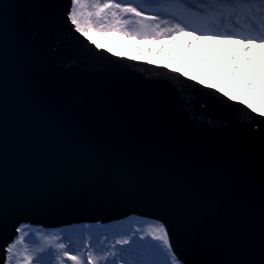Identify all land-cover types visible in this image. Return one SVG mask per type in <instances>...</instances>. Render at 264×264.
Here are the masks:
<instances>
[{
    "label": "water",
    "instance_id": "1",
    "mask_svg": "<svg viewBox=\"0 0 264 264\" xmlns=\"http://www.w3.org/2000/svg\"><path fill=\"white\" fill-rule=\"evenodd\" d=\"M71 0H0V264L23 224L141 217L181 264H264V116L97 47Z\"/></svg>",
    "mask_w": 264,
    "mask_h": 264
},
{
    "label": "snow or ice",
    "instance_id": "2",
    "mask_svg": "<svg viewBox=\"0 0 264 264\" xmlns=\"http://www.w3.org/2000/svg\"><path fill=\"white\" fill-rule=\"evenodd\" d=\"M156 11L167 14L168 19L162 20L157 14L145 16L136 6L119 3L116 0H103V2L92 0L91 3L87 0H71L68 20L75 31L92 44H96L94 34L122 32L126 36L141 39H175L179 34H186L195 39L207 37L218 42L234 41L237 46H243L242 50L246 53H251L253 47L264 46V3L249 2V0H239L238 3H231L228 0H200L199 3L194 4L189 0H164ZM125 16L131 18L126 19ZM158 22L171 27L161 28ZM232 58L235 59V56ZM243 63L248 64L249 60L246 59ZM236 70L239 71L238 64ZM244 73L248 74L249 69L245 68ZM247 107L251 112H256L251 105ZM259 115L264 116V111ZM18 231L23 230L18 229ZM134 237H136L135 232L120 235V238L111 245V249H101L99 256L93 251H88L85 257L83 254H72L66 250L67 245L64 243H56L54 239L40 235L39 239L44 243L37 248V252L44 253L46 251L44 245H54L58 250L55 264H67L68 261L71 264H100L101 260L106 264H117L116 246L127 245L129 249L135 248L134 257L128 261V264H164L155 259L161 252L166 256L170 255L169 237L163 226L145 232L144 236H139L138 239ZM23 239L21 237L16 243L7 247L6 264H13V258L17 255V245L23 243ZM152 241H158L159 244H154ZM103 243L104 241H100V244ZM16 264H21V261L16 260ZM23 264H34L32 255H26ZM120 264H124V261L120 260ZM166 264H169L168 260ZM170 264H176L175 258H172Z\"/></svg>",
    "mask_w": 264,
    "mask_h": 264
},
{
    "label": "rangeland",
    "instance_id": "3",
    "mask_svg": "<svg viewBox=\"0 0 264 264\" xmlns=\"http://www.w3.org/2000/svg\"><path fill=\"white\" fill-rule=\"evenodd\" d=\"M141 1V2H140ZM87 2L91 3L92 0H87ZM103 2V0H101ZM119 2V0H116ZM149 0H127V3L124 4H132L136 6L138 9L142 10L145 16L153 15L154 13H150L149 11H144L139 6L140 5H147ZM121 3V2H119ZM123 3V2H122ZM159 15V14H157ZM124 18H131L129 16H125ZM162 20L168 19L164 15L161 16ZM160 23L161 28L164 27H171V25H165L162 22ZM131 30V29H129ZM123 35L128 40H133L135 42H140L142 45H146L145 49H142L139 52L141 55L146 56V59H150V52L151 50H156L155 47L157 43L165 38L155 40V39H141L138 37H129L124 35L122 32H104L94 34V39L96 40L95 45H102V37L109 36L112 39H119L120 35ZM215 41V40H214ZM231 44L227 45L228 47L225 48L224 52H221L218 56V64L216 68H214L212 75L205 79V83L207 85H211L213 87H217L223 93H227L229 97L233 99H238L239 101H243L248 105H251L258 111H264V57L259 56L257 53L258 50H255L256 47H253L251 53L244 52L243 46H237L234 41H230ZM126 55L128 54L131 56L132 52L129 48L123 51ZM140 55V56H141ZM241 55H244L242 57ZM182 60L183 56L180 55ZM235 56V59L232 57ZM213 58V56L211 57ZM249 60L248 64L243 63L244 60ZM211 60V59H210ZM210 60L206 61V64L203 66L204 70H207V65L210 64ZM239 65V71L236 70V65ZM168 66L172 69L181 70L183 66L181 63H177V61H172L168 63ZM248 68L249 73L245 74L244 69ZM242 74V76H240ZM255 86V87H253ZM134 221V222H132ZM124 225L123 228L119 229L118 226L121 227ZM134 227V229L129 227ZM157 222L148 221L143 218H138L134 216H130V219H125L120 221L119 223H112L111 225H99V224H83L82 226H69L67 228L62 227V229H53V230H45L40 227L24 225L21 226L19 229L23 231L19 232V236L15 238V241L10 244V246L16 243L21 237H23V243L17 245L16 253L17 255L13 258V264H16V260H20L21 264H23V258L26 255H32L34 264H55L56 256L58 254V250L54 247V245H44L46 251L44 253L37 252V248L43 245V241L39 239L40 235L45 236L49 239H54L56 243H64L67 245L68 251L72 254H83L85 257L88 251H93L94 254L99 256L101 254V249H111V245L114 243L116 239L120 238V235L131 234V232L136 233L135 239H138L139 236H144V233L150 231L153 228L160 227ZM77 239V243L75 242ZM147 239H151L150 237H146ZM86 242L87 247L84 249L83 242ZM100 241H104L103 244H100ZM154 244H159L158 241H152ZM27 246V251H25V247ZM82 250H85L84 252ZM117 256L115 257L117 264L120 258H130L133 259L135 254V248L129 249V246L125 245L123 247L117 245L116 249ZM106 254V252H105ZM62 256V254H60ZM38 258V259H37ZM126 258V259H127ZM175 258L170 255L166 256L161 252L160 255L156 256L155 259L164 262L169 261V264ZM66 260V258H64ZM109 259H112L109 257ZM7 260V259H6ZM176 264H181L177 262L175 259ZM7 262V261H6ZM128 262V261H127ZM6 264V263H5ZM67 264H71L70 261ZM100 264H106L105 261L101 260Z\"/></svg>",
    "mask_w": 264,
    "mask_h": 264
},
{
    "label": "bare ground",
    "instance_id": "4",
    "mask_svg": "<svg viewBox=\"0 0 264 264\" xmlns=\"http://www.w3.org/2000/svg\"><path fill=\"white\" fill-rule=\"evenodd\" d=\"M119 2L127 3V0H119ZM163 2L164 0H149V2H147V5L149 9L153 11L154 14H159L160 16L164 15L165 17L168 18L167 14L156 11L159 4ZM189 2H192L195 4V3H199L200 0H189ZM152 11L150 13H152ZM220 30H223V29H220ZM118 38L119 39L117 38L112 39L106 35V37H102V45H100L99 47L104 48L108 50L110 53L116 54L117 56L119 55L122 57L123 56L127 58L129 57L130 59H135V60H138V59L142 61L144 60L152 64L155 63L156 65L158 64L162 66L164 65L165 67L170 68V69L172 68L168 66V63L172 61H177L178 64L181 63V66H183V68L181 70L179 69L176 70L173 68L174 70L179 71L182 75H185L187 77L189 76L190 78L197 80L203 85L204 84L207 85V83H205V79H208L212 75L214 68H216L218 64L217 61L219 59L218 55L221 52L225 51V48L228 47L227 45L231 44L230 41H219L218 42L216 39H211L207 37L201 38V39H195L192 36H189L186 34H179L176 36L175 39L165 38V40H162L159 43H157L155 47L156 50H151L150 52L151 60H149L145 58L146 56H143V54L141 55L139 53L142 51V49L146 48V45H142V43L135 42L133 40L132 41L128 40L122 34ZM127 48H129L130 51L132 52L131 56L123 53V51H125ZM255 50H258L257 53L259 54V56L264 57V46L256 48ZM180 55L183 56L182 60H180L181 58ZM212 56L213 58H211ZM241 56L244 57V55H241ZM207 60H210L211 63L207 65V70H204L203 66L206 64ZM240 76H242V74H240ZM125 219H130V217H127ZM83 224H86V223H81V225H78V224L77 225L82 226ZM24 225H27V224H24ZM74 225L77 226L76 224ZM21 226H19L18 229ZM67 227H64V228H67ZM59 229H62V228H59ZM48 230H53V229H48ZM19 232L20 231H18L17 233L18 236H19ZM15 238H14V241H15ZM75 240H76L75 242L77 243L78 241L76 238ZM82 242H83L82 244L85 249L86 242L84 240ZM82 251L84 252L85 250H82ZM120 260L122 259L120 258ZM120 260L118 264H120ZM124 264H128L127 260L124 261Z\"/></svg>",
    "mask_w": 264,
    "mask_h": 264
}]
</instances>
